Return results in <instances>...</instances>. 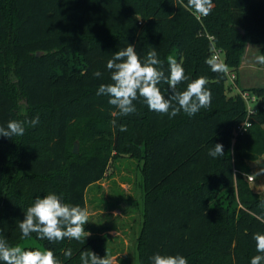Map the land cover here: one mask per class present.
Instances as JSON below:
<instances>
[{"label":"trees","instance_id":"trees-1","mask_svg":"<svg viewBox=\"0 0 264 264\" xmlns=\"http://www.w3.org/2000/svg\"><path fill=\"white\" fill-rule=\"evenodd\" d=\"M213 4L208 16H199L187 0H0V125L39 116L23 136H0V236L10 245L23 240L18 223L37 197L55 193L87 208L89 187L128 154L143 162L140 264H151L156 253L180 254L188 264H250L258 254L253 234L264 233V196L244 174L252 171L249 161L264 157V87L244 90L257 96L249 114L243 92L228 94V73L212 72L205 61L217 47L235 71L247 43L264 50V0ZM128 44L142 59L155 48L166 74L175 52L189 81L208 78L211 107L169 119L138 100L136 113L117 121L127 131L113 127L115 109L96 92L111 82L107 61ZM97 70L101 78L93 77ZM159 87L169 94L167 84ZM246 119L252 125L235 137ZM79 125L89 148L75 153L72 128ZM217 143L224 156L213 158L208 150ZM30 237L63 264H80L85 250L110 257L103 236L85 243ZM69 248L72 257L65 258Z\"/></svg>","mask_w":264,"mask_h":264},{"label":"clouds","instance_id":"clouds-1","mask_svg":"<svg viewBox=\"0 0 264 264\" xmlns=\"http://www.w3.org/2000/svg\"><path fill=\"white\" fill-rule=\"evenodd\" d=\"M187 6L199 16H208L213 7V0H187ZM258 64H264V55L255 57ZM211 71L227 74L229 66L220 60L216 54L206 59ZM168 73L163 70V62L158 57L155 48L149 50L142 59L135 50V46L128 44L119 49L107 61L106 68L110 74V83L98 86L96 95L108 97V103L115 109L111 115L113 127H119L121 132L127 131L124 124L117 125L119 118L134 114L137 111L136 101L142 102L150 111L174 118L181 112L189 117L195 116L201 109L211 107L212 93L207 87L209 80L200 76L189 81L182 63L173 56L167 58ZM94 78H101L102 73L93 72ZM186 83L184 90H178V85ZM168 85L169 94L165 96L159 85ZM39 123V116L31 120H10L7 126L0 125V136L6 138L20 137L25 134L26 125L35 127ZM208 155L215 158L224 156L223 145L215 144L208 150ZM264 207V200H261ZM89 222V211L79 205L63 202L61 196L48 193L37 197L31 206L24 210V219L19 221L18 228L21 239L35 234L37 239L50 242H60L65 238L85 243L91 235L85 231ZM247 229H245V234ZM256 252L250 264H264V233H254ZM69 248L63 252L65 258L72 257ZM80 264H113L107 253L100 257L94 251L85 250L80 253ZM151 264H188L186 257L176 254L168 255L156 253L150 257ZM0 262L3 264H63L52 250H25L19 245L12 246L7 239L0 236Z\"/></svg>","mask_w":264,"mask_h":264},{"label":"rangeland","instance_id":"rangeland-1","mask_svg":"<svg viewBox=\"0 0 264 264\" xmlns=\"http://www.w3.org/2000/svg\"><path fill=\"white\" fill-rule=\"evenodd\" d=\"M258 55H264L263 46L247 43L240 66L235 69L237 79L235 81L228 79L226 83L229 95L244 93V90L253 87H264V64L256 63L255 57ZM170 56L176 58V53ZM232 69L234 68L229 67V70ZM257 106V102L247 100L248 111L256 110ZM82 129L81 125L72 128L70 146L72 150L75 143H78L79 152L87 151L89 148L87 141L79 137ZM256 162L258 161H249L252 171L245 173L244 177L248 180L249 175L254 176L255 181L248 183L264 196V168L256 165ZM142 164V161L128 154L120 156L112 161L105 178L91 185L86 194L89 211V222L86 224L89 226L88 232L91 233L90 236H103L107 239L113 264H140L137 245L144 207ZM18 245L23 249L36 247L41 251L45 250L32 237L23 239Z\"/></svg>","mask_w":264,"mask_h":264},{"label":"built area","instance_id":"built-area-1","mask_svg":"<svg viewBox=\"0 0 264 264\" xmlns=\"http://www.w3.org/2000/svg\"><path fill=\"white\" fill-rule=\"evenodd\" d=\"M210 39L212 40L213 37L210 36ZM213 54L218 55L219 58H220V60H222L225 63V59L223 57V52H222V50L220 48L214 47V53ZM228 76H229V79L231 81H235L237 79V74H236V72L234 70H229ZM243 97L246 100V102H247V100H249V101H255V102L257 101V96L256 95H253V94L250 95L247 92H244L243 93ZM254 112H255L254 110H250L249 109V114L254 113ZM251 125H252V122L250 121V119H246V120L240 122L239 124H237L236 127H235V129H234V135H235V137H237L238 135L245 134L247 132L248 128ZM248 180L250 182H253V181H255V177L252 176V175H249L248 176Z\"/></svg>","mask_w":264,"mask_h":264},{"label":"water","instance_id":"water-1","mask_svg":"<svg viewBox=\"0 0 264 264\" xmlns=\"http://www.w3.org/2000/svg\"><path fill=\"white\" fill-rule=\"evenodd\" d=\"M240 31H241L242 34H245V30H244L243 28H240ZM74 152H75V153H78V152H79L78 143H75V145H74ZM259 165H260L262 168H264V161L261 162V163H259Z\"/></svg>","mask_w":264,"mask_h":264},{"label":"crops","instance_id":"crops-1","mask_svg":"<svg viewBox=\"0 0 264 264\" xmlns=\"http://www.w3.org/2000/svg\"><path fill=\"white\" fill-rule=\"evenodd\" d=\"M246 88H248V87H246ZM254 111H256V110H254ZM263 161H264V157H263L260 161L256 162L255 164L259 166V163H261V162H263ZM261 196H262V195H261Z\"/></svg>","mask_w":264,"mask_h":264}]
</instances>
